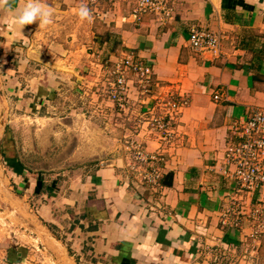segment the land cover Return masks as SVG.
I'll return each mask as SVG.
<instances>
[{
    "label": "crops",
    "instance_id": "obj_1",
    "mask_svg": "<svg viewBox=\"0 0 264 264\" xmlns=\"http://www.w3.org/2000/svg\"><path fill=\"white\" fill-rule=\"evenodd\" d=\"M90 1L92 23L76 15L80 0H42L54 9L53 23L44 28L32 23L21 32L14 19L24 0H9V8L0 10V108L33 85H43L34 95L39 102L46 86L67 77L45 59L76 74L102 65L94 55L103 51L108 60L133 53L150 63L154 78L188 95L189 103L178 116L172 144L160 150L158 139L145 143L149 154L164 156L153 185L130 180L123 151L100 161L83 183L76 182L86 198L82 216L96 224L85 230L86 237L93 240L99 263L213 264L204 248L240 244L249 230L222 227L219 211L233 186L232 167L224 159L231 124L250 107H264V0H178L165 25L152 13L135 20L136 0ZM97 25L105 31L103 39L97 37ZM192 26L221 33L219 56L190 47ZM61 27L70 28L71 39ZM78 27L90 35L86 45L74 42L80 38ZM215 92L222 94L219 100L213 99ZM144 102L142 109L153 105L151 98ZM8 160L15 163L11 156ZM76 192L71 196L77 199ZM74 242L78 247L79 240ZM257 264H264L263 248Z\"/></svg>",
    "mask_w": 264,
    "mask_h": 264
},
{
    "label": "rangeland",
    "instance_id": "obj_2",
    "mask_svg": "<svg viewBox=\"0 0 264 264\" xmlns=\"http://www.w3.org/2000/svg\"><path fill=\"white\" fill-rule=\"evenodd\" d=\"M80 2L93 9L90 0ZM97 26V37L103 39L105 31ZM69 29L60 30L67 35ZM76 30L81 32L74 42H90L88 31ZM112 47L114 43L110 51ZM94 56L102 65L78 69L83 78L45 59L48 65L63 68L57 70L67 77L59 85L44 87L39 102L34 95L43 85H33L22 96L12 95V101L0 108V264H108L94 259L93 240L85 230L96 224L82 216L86 198L76 182L83 183L100 161L122 151L129 178L137 185H153L148 176L160 170L163 153L156 151L157 158L147 161L139 154L142 149L147 152L145 143L154 138L161 143L160 150L170 145L160 138L161 128H150L147 123L158 115L159 106L153 100L151 107L142 109L132 89L130 103L117 107L108 93L109 81L114 80L110 72L114 59L108 60L106 51ZM37 103L43 104L35 107ZM8 156L14 164L7 161ZM76 190L77 199L71 196Z\"/></svg>",
    "mask_w": 264,
    "mask_h": 264
},
{
    "label": "built area",
    "instance_id": "obj_3",
    "mask_svg": "<svg viewBox=\"0 0 264 264\" xmlns=\"http://www.w3.org/2000/svg\"><path fill=\"white\" fill-rule=\"evenodd\" d=\"M177 1L136 0L132 14L135 20H139L141 15L152 13L160 24L165 25L172 19ZM188 39L195 52L209 53L215 57L221 54L222 35L219 32L192 26ZM111 66L114 80L109 81L108 93L116 106L123 108L130 103L128 93L132 89L137 93V103L138 100L145 103L146 98L153 97L160 110L157 116H151L148 126L161 128L160 138L172 144L178 116L189 103L188 95L178 94L170 85L159 83L153 76L152 65L133 53L115 59ZM131 77H134V81ZM221 96L220 92H215L213 99L219 100ZM139 154L146 161L157 158L145 152V149L140 150ZM224 159L232 167L229 176L233 186L219 211L220 223L226 228L242 230L246 227L249 230L240 244L210 246L204 248V252L213 264H222L223 261L257 264L259 250L264 249V107H250L242 119L232 122ZM158 176L159 172L155 169L148 179L155 183Z\"/></svg>",
    "mask_w": 264,
    "mask_h": 264
},
{
    "label": "clouds",
    "instance_id": "obj_4",
    "mask_svg": "<svg viewBox=\"0 0 264 264\" xmlns=\"http://www.w3.org/2000/svg\"><path fill=\"white\" fill-rule=\"evenodd\" d=\"M9 0H0V10L9 8ZM54 9L47 6L42 0H24L22 9L15 14L14 25L21 32L24 26L38 23L39 28H44L53 23ZM83 22H93V14L86 5H81L76 12Z\"/></svg>",
    "mask_w": 264,
    "mask_h": 264
}]
</instances>
